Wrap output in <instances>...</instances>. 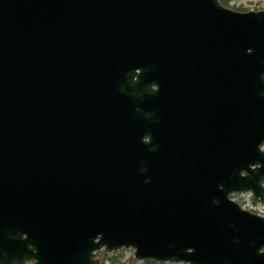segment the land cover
<instances>
[{
  "label": "water",
  "instance_id": "water-1",
  "mask_svg": "<svg viewBox=\"0 0 264 264\" xmlns=\"http://www.w3.org/2000/svg\"><path fill=\"white\" fill-rule=\"evenodd\" d=\"M264 10L0 0V264H264Z\"/></svg>",
  "mask_w": 264,
  "mask_h": 264
},
{
  "label": "rangeland",
  "instance_id": "rangeland-1",
  "mask_svg": "<svg viewBox=\"0 0 264 264\" xmlns=\"http://www.w3.org/2000/svg\"><path fill=\"white\" fill-rule=\"evenodd\" d=\"M230 8L238 11H257L264 9V0H231ZM101 264H156L152 261H138L132 249H122L118 253L101 252ZM111 259V260H110Z\"/></svg>",
  "mask_w": 264,
  "mask_h": 264
},
{
  "label": "flooded vegetation",
  "instance_id": "flooded-vegetation-1",
  "mask_svg": "<svg viewBox=\"0 0 264 264\" xmlns=\"http://www.w3.org/2000/svg\"><path fill=\"white\" fill-rule=\"evenodd\" d=\"M230 199L238 203L242 210L247 211L253 215L264 218V205L255 203L253 201L252 193H233ZM260 252H264V248ZM157 264V263H156ZM166 264V263H163Z\"/></svg>",
  "mask_w": 264,
  "mask_h": 264
},
{
  "label": "trees",
  "instance_id": "trees-1",
  "mask_svg": "<svg viewBox=\"0 0 264 264\" xmlns=\"http://www.w3.org/2000/svg\"><path fill=\"white\" fill-rule=\"evenodd\" d=\"M224 6L230 7L231 0H220ZM111 260V259H110Z\"/></svg>",
  "mask_w": 264,
  "mask_h": 264
}]
</instances>
